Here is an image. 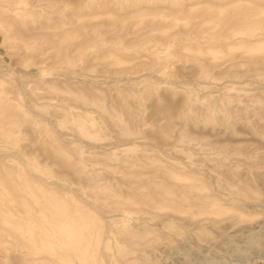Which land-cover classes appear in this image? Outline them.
<instances>
[{"label": "rangeland", "instance_id": "374dc122", "mask_svg": "<svg viewBox=\"0 0 264 264\" xmlns=\"http://www.w3.org/2000/svg\"><path fill=\"white\" fill-rule=\"evenodd\" d=\"M262 88L264 0H0V264H42L43 234L58 264H264V222L198 246L165 203L218 138L256 142L217 133Z\"/></svg>", "mask_w": 264, "mask_h": 264}, {"label": "bare ground", "instance_id": "6f19581e", "mask_svg": "<svg viewBox=\"0 0 264 264\" xmlns=\"http://www.w3.org/2000/svg\"><path fill=\"white\" fill-rule=\"evenodd\" d=\"M261 90H264V88ZM253 102L248 100L245 103L246 105L242 107L238 102L236 104H230L228 115L231 120L224 122V119H222L223 117L219 119V124L222 128L224 127V130H220L217 134L221 136L225 134L228 135L227 130L232 131L238 125H242L248 134L254 137L259 134V138L252 137L256 139V142L249 143L250 141L247 140L245 144L240 146L232 143L224 144L226 138L224 137V140H222L218 138L220 136H217L218 140L215 141L217 142L216 145L210 144L209 149L207 150H214L213 155L217 154L220 157L218 160L216 158L217 161L215 160V162L222 166V168H215L213 173H208L202 169L200 173L201 177L197 179L191 177L187 179V176L183 177L185 180L181 186H176L177 188H180V198L177 199L174 193L166 195L168 196L165 202L168 209V213L166 214H168V217L175 222L178 221L180 223L184 231H178L176 227H174V230H177V232L180 233L181 238L188 243H194L199 246L204 242H213L216 245L218 243V236L211 239L205 236L204 232H206L205 230H207L208 227L231 236L232 234L237 233L253 232L256 227L264 222V198H262L264 193L260 191V186L262 185V182H260L261 170L264 169V100L257 105L253 104ZM215 103L216 102L214 101H210L202 104L201 109L204 110H202V112H204V115L202 116H209V113L207 114V112L211 108L210 105ZM208 106H210L209 109H207ZM216 121H218V119H216ZM239 129L242 131L241 128ZM223 154L225 155L223 156ZM201 158L202 157H200V159ZM203 159L204 158H202V160ZM241 168L244 173H241ZM29 175L31 174L29 173ZM173 175L176 176L175 174ZM183 175L181 174V177ZM143 203L144 205L151 207L152 205L157 204V201L150 199ZM156 214L158 215L159 213ZM164 215L161 214L162 217ZM51 223V233L54 235L60 233L59 225L64 223L63 220L61 218L52 219ZM121 235L123 243H141L138 240L139 237L137 234L133 233V231H127ZM48 237L47 234H43L42 236L43 244L41 246L42 252L40 261L42 264H58L62 256L54 245L48 247L47 244L44 243V240H48ZM95 245L88 247L86 245L85 247L80 246L78 249L76 248L77 250H72V255L75 257L73 263L84 264L87 252L89 251L91 253V251L96 248ZM43 246L46 248H43ZM142 248L145 249L144 247ZM161 250L163 249H160V251Z\"/></svg>", "mask_w": 264, "mask_h": 264}]
</instances>
